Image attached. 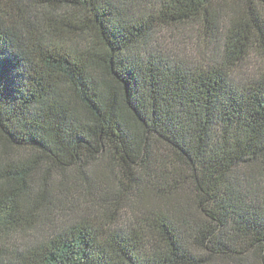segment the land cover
<instances>
[{
  "label": "trees",
  "instance_id": "obj_1",
  "mask_svg": "<svg viewBox=\"0 0 264 264\" xmlns=\"http://www.w3.org/2000/svg\"><path fill=\"white\" fill-rule=\"evenodd\" d=\"M253 58L264 0H0V264H264Z\"/></svg>",
  "mask_w": 264,
  "mask_h": 264
},
{
  "label": "rangeland",
  "instance_id": "obj_2",
  "mask_svg": "<svg viewBox=\"0 0 264 264\" xmlns=\"http://www.w3.org/2000/svg\"><path fill=\"white\" fill-rule=\"evenodd\" d=\"M190 35H191V33H183L184 37L181 36L183 41L186 42V45H188V42L190 43L188 45V47H189L188 50H186V52L183 53V54H185L187 56L197 57L198 58L199 56H197L198 52H196V50L199 51V46H197V44H196V39L192 38L191 40H189L188 37ZM192 42H193V44H192ZM165 43H166V44H164L165 47H170V48L173 47V44L171 42H168V43L165 42ZM179 53H182V52L179 51ZM194 61H196L195 58H194ZM249 63L250 64L248 65V67H246V69L244 70V72L247 75L250 76L252 73H254L256 71H259V72L264 71V63L263 62H260L259 60H256L255 58H253V60L252 61L250 60Z\"/></svg>",
  "mask_w": 264,
  "mask_h": 264
}]
</instances>
